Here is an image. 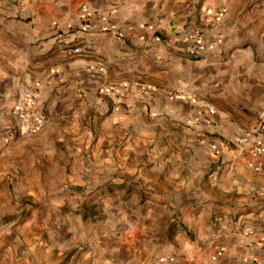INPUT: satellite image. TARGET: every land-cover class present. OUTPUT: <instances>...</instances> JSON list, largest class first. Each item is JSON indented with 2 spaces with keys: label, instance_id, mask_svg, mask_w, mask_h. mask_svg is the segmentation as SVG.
I'll use <instances>...</instances> for the list:
<instances>
[{
  "label": "crops",
  "instance_id": "obj_1",
  "mask_svg": "<svg viewBox=\"0 0 264 264\" xmlns=\"http://www.w3.org/2000/svg\"><path fill=\"white\" fill-rule=\"evenodd\" d=\"M261 111L264 0H0V264H264Z\"/></svg>",
  "mask_w": 264,
  "mask_h": 264
},
{
  "label": "built area",
  "instance_id": "obj_2",
  "mask_svg": "<svg viewBox=\"0 0 264 264\" xmlns=\"http://www.w3.org/2000/svg\"><path fill=\"white\" fill-rule=\"evenodd\" d=\"M90 18V14L87 11V9L85 7H81L80 8V14H79V25L84 27L87 22L89 21ZM75 28V26L73 27ZM105 30L113 33L114 35L118 36L121 34V32L119 31V29H117L116 27H114L113 25L107 24L105 27ZM196 40L198 41V43L200 42V34L197 33L195 35ZM220 42V39L215 37L214 39H212L209 44L208 47H213L215 44H218ZM202 47L200 45L190 49L189 54L193 55L195 57H198L201 54L202 51ZM81 51V47L80 46H75L72 49H70L69 53H77ZM176 96L180 97V98H195V95H185L182 93H174ZM258 118V124H257V131H259L260 133H262V135L264 136V111H261L258 113L257 115ZM43 127V119L42 118H38V119H34V120H30L29 122L25 123L22 125L21 127V131L23 133H36L38 132L41 128ZM251 152L253 155L255 156H259V157H264V140H256L252 147H251ZM208 264V263H207ZM247 264H258L255 260L249 259L247 261Z\"/></svg>",
  "mask_w": 264,
  "mask_h": 264
},
{
  "label": "rangeland",
  "instance_id": "obj_3",
  "mask_svg": "<svg viewBox=\"0 0 264 264\" xmlns=\"http://www.w3.org/2000/svg\"><path fill=\"white\" fill-rule=\"evenodd\" d=\"M54 178V177H53ZM64 177L63 176H61V179H63ZM21 180H23V177H21V179H20V183H21ZM51 194L52 193H44V194H42V193H29V199L27 198V197H25V195H26V193L25 192H23L22 191V189H20V190H18V195L20 196H22L23 197V204L25 203V206H26V204H27V208H28V210H27V208L24 206L20 211H17L18 212V215H21V217H19V219L20 218H22L23 216L25 217L26 215H27V211L29 212V211H31L32 209H34V208H36V206L39 204V202H41V199L43 198V197H45V195H50L51 196ZM38 196V197H37ZM47 197V196H46ZM25 198V199H24ZM51 199L53 198V197H50ZM49 199V198H48ZM66 210H70V208H67ZM6 226H11V225H9V224H7ZM50 226H52V225H50Z\"/></svg>",
  "mask_w": 264,
  "mask_h": 264
}]
</instances>
